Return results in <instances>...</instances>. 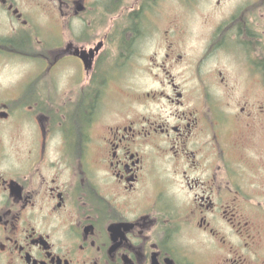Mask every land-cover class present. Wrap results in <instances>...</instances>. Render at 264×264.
<instances>
[{"label":"flooded vegetation","instance_id":"flooded-vegetation-1","mask_svg":"<svg viewBox=\"0 0 264 264\" xmlns=\"http://www.w3.org/2000/svg\"><path fill=\"white\" fill-rule=\"evenodd\" d=\"M179 2L0 0V264H264V0Z\"/></svg>","mask_w":264,"mask_h":264},{"label":"rangeland","instance_id":"rangeland-1","mask_svg":"<svg viewBox=\"0 0 264 264\" xmlns=\"http://www.w3.org/2000/svg\"><path fill=\"white\" fill-rule=\"evenodd\" d=\"M169 3L167 4L168 7L166 8L165 5V11L162 14V18H161V22L163 24V26H165V23L168 22L169 18L171 19L176 15V7L179 8V10L177 11L179 16H182L181 14H179V11H181L180 9V2L179 0H168ZM203 1V0H201ZM208 2V0H207ZM206 3V0H205ZM208 6V5H206ZM164 10V7L162 9V11ZM187 16V15H185ZM199 17V16H196ZM197 24H195L193 26V28L199 30V28L201 27V23L200 21H196ZM200 23V24H199ZM199 24V25H198ZM118 25V24H117ZM118 27L115 28V32L116 29ZM106 32V27L103 28V30H100V35ZM160 44H162V41H160L159 39L156 41V46L155 47H147V52H146V56H148L149 54H154V48L156 49L158 46H160ZM122 50L118 49L117 45H116V49H114V56H115V61L116 63H118L119 65V72L120 75L122 76V80L118 81L117 83L112 85L111 91H110V97L112 99H125L126 96H128V92H130V88H134L135 90H139V89H147L149 87V83L147 81L146 76H144L143 72H145V69H148V65L146 63V61L144 60V62H142L139 66L138 62L136 63L137 66L135 67V69L131 66H129V63L126 65L122 62L123 58L122 57ZM136 55H133V58ZM124 75V78H123ZM149 80V79H148ZM110 101V99H109ZM109 120V118H105L103 119V122H107ZM264 203V202H263Z\"/></svg>","mask_w":264,"mask_h":264}]
</instances>
